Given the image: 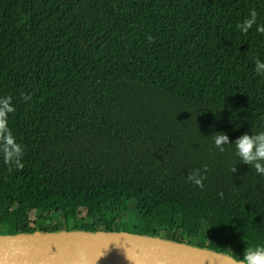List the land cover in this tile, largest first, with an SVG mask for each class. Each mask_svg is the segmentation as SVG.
<instances>
[{
  "label": "trees",
  "instance_id": "1",
  "mask_svg": "<svg viewBox=\"0 0 264 264\" xmlns=\"http://www.w3.org/2000/svg\"><path fill=\"white\" fill-rule=\"evenodd\" d=\"M261 26L264 0H0V109L20 146L6 164L0 144V234L264 248V160L235 146L264 132Z\"/></svg>",
  "mask_w": 264,
  "mask_h": 264
},
{
  "label": "water",
  "instance_id": "2",
  "mask_svg": "<svg viewBox=\"0 0 264 264\" xmlns=\"http://www.w3.org/2000/svg\"><path fill=\"white\" fill-rule=\"evenodd\" d=\"M228 254L148 235L89 230L0 234V264H238Z\"/></svg>",
  "mask_w": 264,
  "mask_h": 264
},
{
  "label": "clouds",
  "instance_id": "3",
  "mask_svg": "<svg viewBox=\"0 0 264 264\" xmlns=\"http://www.w3.org/2000/svg\"><path fill=\"white\" fill-rule=\"evenodd\" d=\"M256 12L253 11L249 19H247L242 26V30L247 33V31L252 28L253 24L256 22ZM238 27H241L239 25ZM259 32L264 33V26L258 27ZM256 71L259 73L260 69H264V64H262L258 59L255 61ZM14 109L6 103L3 109H0V144L5 145L4 147V159L5 163L11 162V157L16 154H20V146L15 142L14 137L7 126V113L13 112ZM7 133V135H5ZM215 143L223 151L222 145L228 144V137L223 133L215 134ZM235 146L238 150V155L241 157L243 163L253 164L254 161L264 160V132L259 133L255 136H249L245 134L239 138ZM255 169L258 173L264 174V165L261 163L254 164ZM17 167L22 168L21 163H17ZM236 171L235 168L232 170ZM189 179H192L190 176ZM195 183L201 188L204 187L202 179H196ZM238 264H264V248H257L255 250H248L244 256L243 260H240Z\"/></svg>",
  "mask_w": 264,
  "mask_h": 264
},
{
  "label": "rangeland",
  "instance_id": "4",
  "mask_svg": "<svg viewBox=\"0 0 264 264\" xmlns=\"http://www.w3.org/2000/svg\"><path fill=\"white\" fill-rule=\"evenodd\" d=\"M203 217H204V214H202V213H198L197 214V225H198V228L194 232V234H193L194 236H198V237L200 236L199 233H198V230H199V227H200V221L202 220ZM150 218H149V221H148L147 228L151 227V225H150L151 219ZM231 220H233V219H227V221H226V230L232 237H235L236 235L241 234L242 226H241V224L239 222L231 221ZM89 231H92V230H89ZM204 236H205V234H204Z\"/></svg>",
  "mask_w": 264,
  "mask_h": 264
}]
</instances>
